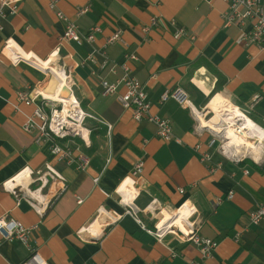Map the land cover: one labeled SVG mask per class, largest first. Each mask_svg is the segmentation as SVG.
Instances as JSON below:
<instances>
[{"label": "crops", "instance_id": "1", "mask_svg": "<svg viewBox=\"0 0 264 264\" xmlns=\"http://www.w3.org/2000/svg\"><path fill=\"white\" fill-rule=\"evenodd\" d=\"M84 6L87 12L76 15ZM227 6L225 0H58L51 8L49 0H21L1 20L0 216L37 224L31 244L49 264H264V224L250 222L264 204V153L239 160L222 154L199 119L221 93L264 129V40L243 42L248 22L224 25ZM58 10L81 34L98 25L94 42L62 40ZM176 28L185 34L175 38ZM116 31L121 40L108 43ZM7 39L41 60L53 57L49 65L69 74V95L86 112L90 130L87 145L78 137L69 141L89 158L85 169L57 161L49 143L36 144L22 130L32 108L14 110L16 92L49 93L52 74L14 62L4 53ZM125 53L135 56L126 63L144 85L150 113L170 122L174 139H160L152 123L134 120L116 95L103 94L102 80L122 76L111 62L120 64ZM103 55L110 61L105 67ZM177 88L187 103L161 100ZM124 92L118 86L117 94ZM204 154L209 160H201ZM138 161L142 173L132 177ZM183 204L194 211L193 232L217 241L212 257L202 258L195 245L171 234L159 240L138 222L151 230L160 215L174 216ZM28 255L19 240L0 241V264H19Z\"/></svg>", "mask_w": 264, "mask_h": 264}, {"label": "built area", "instance_id": "2", "mask_svg": "<svg viewBox=\"0 0 264 264\" xmlns=\"http://www.w3.org/2000/svg\"><path fill=\"white\" fill-rule=\"evenodd\" d=\"M21 0H0V30L3 28L1 20L6 17V15L14 14L18 10V5ZM209 3L212 0H204ZM227 1V10L222 13L224 25L238 24L243 25L248 22L250 28L242 35V40L246 44L255 43L261 45L264 40V7L260 0H225ZM58 0H49V6L55 8ZM88 6L78 7L76 9V15L80 16L86 13ZM57 17L64 22L63 36L61 37L64 41H72L77 44H81L83 41L87 43H92L95 40V33L100 31L98 25L90 27V30L86 34H81L78 30V26L72 20H70L61 11H56ZM151 24L156 25L157 21L155 17L150 18ZM172 24L173 21H172ZM182 28H176L174 32V37L178 38L185 34ZM121 40L120 31L114 32L110 37L107 38V42H113ZM11 41L7 39L4 44V48L10 46ZM134 55L129 53L124 54V61L120 64L111 62V71L114 72L116 66H120L123 71L122 76L113 83H109L106 80L101 81V86L103 89V94H114L116 99L121 104L124 109H132V117L136 121H141L146 119V121L152 123L156 128V135L164 140L170 141L174 139L171 124L168 120L162 119L157 115L150 113V103L147 101L146 93L140 81L132 76L129 72L126 61L134 59ZM94 58H90V61H94ZM101 61V67H105L110 63L106 55H103ZM63 74L64 81L67 88L71 85L68 83L70 79L69 74L64 70ZM118 86H123L125 92L121 95L117 94ZM168 98H173L180 104L187 103L185 93L177 88L173 91H165L161 95V100L164 101ZM257 97H255L256 99ZM20 104L29 106L32 108L30 114H25V119L22 123V130L27 133L34 134V142L36 144H42L43 142L49 143L48 150L49 153L57 160L66 163L76 162L79 169H85L89 164V158L84 155V153L74 145L69 142L72 138L78 137L83 141L85 145L89 141L90 130L87 128L85 122L87 118L86 112L81 108L79 101L72 100L69 101L67 107H65L64 101L44 93L35 94L31 90H18L16 92V100L12 103L14 110L20 111ZM239 108V107H238ZM245 115L248 116V112L244 109H240ZM249 117V116H248ZM209 129V128H207ZM213 138L211 144L218 142L219 150L222 154L226 156H231L237 160L241 159L238 156H233L229 149L225 147V143H221L222 139L219 133L212 129ZM202 161L209 160L207 154L202 155ZM143 162L138 161L133 166L131 171L132 177H137L142 173ZM98 180L97 178L94 179ZM8 182V181H7ZM7 182L3 183V188L8 189L12 194L18 196L13 186L8 187ZM8 185V186H7ZM181 191V190H180ZM182 192V191H181ZM232 197V191H229L228 198ZM81 202V201H78ZM183 204L182 206H184ZM181 206V207H182ZM179 207L177 211L181 208ZM190 213L183 218V223L188 231H181L182 229L178 225L163 226L158 227L154 225L153 229L145 228L142 221L138 219V222L144 228L159 240H162L166 235H174L177 239L183 242H191L195 245L202 258H210L214 255L218 243L216 240L199 236L193 232L191 229L192 222L190 220L191 216L194 214L192 208ZM130 214L136 217L134 211L127 210ZM250 222L253 225L264 224V204L258 205V207L251 212ZM37 229V224L24 225L22 222L13 219L11 217L0 216V241H12L14 239L19 240L29 251L28 257L19 264H49L48 261L39 253L37 248L31 244L32 234ZM176 253L172 251L171 256ZM197 264V263H193Z\"/></svg>", "mask_w": 264, "mask_h": 264}, {"label": "bare ground", "instance_id": "3", "mask_svg": "<svg viewBox=\"0 0 264 264\" xmlns=\"http://www.w3.org/2000/svg\"><path fill=\"white\" fill-rule=\"evenodd\" d=\"M13 45V42H11L9 47L4 48V53L14 62L24 60L38 69L51 72L52 80L49 93L44 91L45 95L61 99L64 101L65 107L68 106L69 101L75 100L73 95H69V91L64 88L66 84L62 69L59 70L49 65L53 57L41 60L32 54L22 52ZM206 106L211 112V116L208 119H204L203 116L199 115L200 124L203 127L212 129L213 132L222 133L223 138L226 140L225 147L230 150L233 156L242 154L258 159L264 153V129L245 115L240 108L228 101L221 93L212 96ZM189 213V207L184 205L174 216L160 215L158 227L178 225L182 229L181 231L186 232L188 230L183 223V218Z\"/></svg>", "mask_w": 264, "mask_h": 264}, {"label": "rangeland", "instance_id": "4", "mask_svg": "<svg viewBox=\"0 0 264 264\" xmlns=\"http://www.w3.org/2000/svg\"><path fill=\"white\" fill-rule=\"evenodd\" d=\"M206 109V108H205ZM204 110V109H203ZM209 110V109H208ZM208 113V112H207ZM211 116V112H209L208 113V115H205L204 116V119H208L209 117ZM248 116H249V114H248ZM252 120H255L252 116H249ZM219 136L221 137V139H222V141H221V143H225L226 142V140L223 138V134L222 133H220L219 134ZM263 149H264V144H263ZM243 154H245V153H243ZM238 157H243V155L241 154V155H239Z\"/></svg>", "mask_w": 264, "mask_h": 264}, {"label": "water", "instance_id": "5", "mask_svg": "<svg viewBox=\"0 0 264 264\" xmlns=\"http://www.w3.org/2000/svg\"><path fill=\"white\" fill-rule=\"evenodd\" d=\"M64 88L67 89V91H69V89L67 87H64ZM205 128H207V127H205Z\"/></svg>", "mask_w": 264, "mask_h": 264}, {"label": "trees", "instance_id": "6", "mask_svg": "<svg viewBox=\"0 0 264 264\" xmlns=\"http://www.w3.org/2000/svg\"><path fill=\"white\" fill-rule=\"evenodd\" d=\"M249 116H251V115H249Z\"/></svg>", "mask_w": 264, "mask_h": 264}]
</instances>
